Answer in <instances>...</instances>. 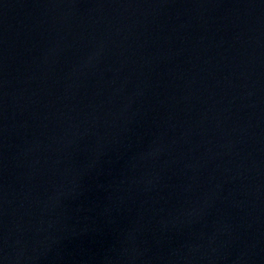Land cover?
Here are the masks:
<instances>
[{
	"label": "water",
	"instance_id": "obj_1",
	"mask_svg": "<svg viewBox=\"0 0 264 264\" xmlns=\"http://www.w3.org/2000/svg\"><path fill=\"white\" fill-rule=\"evenodd\" d=\"M0 264H264V0H0Z\"/></svg>",
	"mask_w": 264,
	"mask_h": 264
}]
</instances>
